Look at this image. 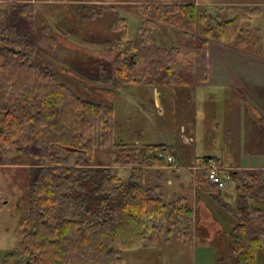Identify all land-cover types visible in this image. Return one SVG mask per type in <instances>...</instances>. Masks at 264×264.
Instances as JSON below:
<instances>
[{
    "label": "trees",
    "instance_id": "1",
    "mask_svg": "<svg viewBox=\"0 0 264 264\" xmlns=\"http://www.w3.org/2000/svg\"><path fill=\"white\" fill-rule=\"evenodd\" d=\"M0 1H5L0 4V165L25 166L27 173V209L5 261L127 264L124 250L155 246L161 235L188 241L195 229L192 206L182 195L166 202L145 177L151 167L163 175L160 169L170 165L166 154H173L170 145L116 140L113 105L79 95L59 81L52 64L37 59L36 44L54 41L48 24L37 39L31 34L34 1ZM80 1V17L94 19L116 0ZM131 1L145 16L135 35L116 12L110 25L115 36L103 41L114 51L112 59L88 69L72 66V74L109 83L115 91L127 84L171 90L207 79L208 39L259 53L245 23L251 9L215 22L182 0ZM158 22L183 30L175 44L154 41L150 31ZM97 150L107 161L97 157ZM118 166L129 168L125 179ZM230 172L236 181L233 204L206 170L196 169L193 181L234 220L228 232L222 231L227 254L221 264H257V251L264 249V176L254 170ZM3 202L0 183V210Z\"/></svg>",
    "mask_w": 264,
    "mask_h": 264
},
{
    "label": "rangeland",
    "instance_id": "2",
    "mask_svg": "<svg viewBox=\"0 0 264 264\" xmlns=\"http://www.w3.org/2000/svg\"><path fill=\"white\" fill-rule=\"evenodd\" d=\"M24 2L27 0H23ZM34 1L31 10V34L37 39L39 29L48 24L51 27L49 35L53 37V45L36 44L37 59L43 63H50L56 68L59 81L70 86L76 93L83 97L99 100L113 105L114 113L111 120L112 132L116 140L136 144H161L170 145V151L177 153V161L174 165H186L194 162L199 155L213 150L217 143V135L214 128L208 124H199L196 131L192 129L191 117L177 119L171 114V103L162 101V110L158 108V102L152 96L151 87L144 85L127 84L119 91L111 88L109 83H95L88 79H81L70 72V67H93L104 61H110L114 51L107 50L103 41L112 39L115 34L110 30L114 14L125 17L128 22L131 36H134L141 25V7L135 1L116 0L102 8V14L94 19L80 17L82 1L66 0H31ZM183 1V0H182ZM196 1L197 13L210 12L212 21H222L233 18L239 12L244 11L245 0H184ZM183 1V2H184ZM5 1H0V4ZM86 3V2H85ZM150 34L157 44L170 46L177 42L183 30L170 27L164 23H157ZM253 30V39L257 40L256 48L264 51V6L256 14H252L249 25ZM261 36L259 38L255 32ZM261 41V44L259 42ZM258 53V52H257ZM154 97V98H153ZM245 106L249 103L245 100ZM165 103V104H164ZM159 106L161 101L159 100ZM161 112V113H160ZM191 119V118H190ZM183 126V129H182ZM217 129V128H216ZM186 130L185 132H183ZM193 136L189 144L184 143V138ZM206 143H201V142ZM97 157L107 161V155L103 150H97ZM202 166V164H201ZM200 166V167H201ZM199 167V169H201ZM145 170V169H144ZM147 170V169H146ZM157 167L148 168L145 171L146 180L151 186L160 191L166 202L175 195H182L190 206H194L195 197H191L189 190L175 191L173 185L166 183L167 178L173 179L170 169L161 168L163 175L157 172ZM202 170H205L202 168ZM119 176L125 179L129 175V168L118 166ZM173 181V180H172ZM160 182V183H159ZM0 183L2 186L3 207L0 210V264H13L5 261V254L12 250L16 242L18 221L27 209L25 190L27 189V173L25 166L0 165ZM160 185H159V184ZM221 188V187H220ZM226 201L233 204L234 187L225 188ZM215 205V207H214ZM211 211L222 223L221 231L228 232L234 224L218 205L211 203ZM220 212H219V210ZM229 219L228 223L225 221ZM200 218L195 214V229L193 236L186 242H180L173 238H158L157 245L151 247H139L124 250L123 254L127 264H221V260L227 254L226 236L220 233L204 235L203 227L197 226ZM231 225V226H230ZM216 228V227H215ZM207 234V233H206ZM257 264H264V249L257 251Z\"/></svg>",
    "mask_w": 264,
    "mask_h": 264
},
{
    "label": "crops",
    "instance_id": "3",
    "mask_svg": "<svg viewBox=\"0 0 264 264\" xmlns=\"http://www.w3.org/2000/svg\"><path fill=\"white\" fill-rule=\"evenodd\" d=\"M189 3L198 4L196 1ZM243 4L244 10L251 9L252 14H256L264 6V0H245ZM240 14L241 12L234 17ZM204 15L211 16L210 12H205ZM249 22L250 19L245 21L247 25ZM254 30L257 34V30ZM257 36L261 38L258 34ZM258 50L259 53H250L230 44L208 39L205 81L189 86H175L171 90L150 88L155 99L159 95L160 111L163 109L162 101H167L171 103L173 117L182 119L191 116L189 120L194 131L202 123L212 126L216 131L217 143L213 150L199 155L194 162L186 165L164 167L170 169L173 175V181L167 178L168 185L175 182L177 193L187 189L192 194L191 197H195L193 213L194 217L195 214L199 215L200 222L198 220L197 226L206 230L202 231L204 235H215L223 227L220 225L223 224L222 221L211 211L213 202L198 190L193 181L194 171L199 169L206 157L216 159L223 169L229 171L254 170L261 171L264 176V51L261 48ZM245 100L250 107L245 106ZM191 140H194L193 136L186 137L184 143L189 144ZM201 143L207 144V141ZM172 156L176 163L177 153ZM235 182L234 179L232 187ZM225 221L228 223L229 219Z\"/></svg>",
    "mask_w": 264,
    "mask_h": 264
},
{
    "label": "built area",
    "instance_id": "4",
    "mask_svg": "<svg viewBox=\"0 0 264 264\" xmlns=\"http://www.w3.org/2000/svg\"><path fill=\"white\" fill-rule=\"evenodd\" d=\"M166 160L170 166H173L175 158L172 155L167 154ZM200 168L207 171V177L211 183L217 184L221 188L233 186V177L231 172L223 169L216 160L210 159L207 162L202 163Z\"/></svg>",
    "mask_w": 264,
    "mask_h": 264
},
{
    "label": "water",
    "instance_id": "5",
    "mask_svg": "<svg viewBox=\"0 0 264 264\" xmlns=\"http://www.w3.org/2000/svg\"><path fill=\"white\" fill-rule=\"evenodd\" d=\"M156 101L158 102L159 105V95L156 96Z\"/></svg>",
    "mask_w": 264,
    "mask_h": 264
}]
</instances>
